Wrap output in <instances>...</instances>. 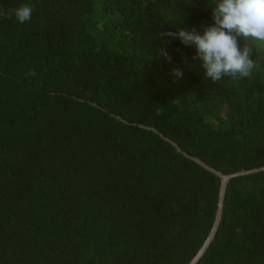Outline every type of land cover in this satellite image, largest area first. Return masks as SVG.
<instances>
[{
  "label": "trees",
  "instance_id": "1",
  "mask_svg": "<svg viewBox=\"0 0 264 264\" xmlns=\"http://www.w3.org/2000/svg\"><path fill=\"white\" fill-rule=\"evenodd\" d=\"M215 2L0 0L33 5L0 17V264L197 255L221 180L183 153L224 175L264 167V42L243 41L249 77L212 82L195 45L160 38L202 34ZM195 264H264V170L228 182Z\"/></svg>",
  "mask_w": 264,
  "mask_h": 264
},
{
  "label": "clouds",
  "instance_id": "2",
  "mask_svg": "<svg viewBox=\"0 0 264 264\" xmlns=\"http://www.w3.org/2000/svg\"><path fill=\"white\" fill-rule=\"evenodd\" d=\"M32 11L30 3L21 4L0 10V17H14L23 24L31 19ZM211 20V25H201L202 34L193 28L190 32L163 31L160 38H167V42L179 39L185 46L195 45L197 51L193 59L199 58L203 62L200 67L204 76L212 82L226 76L233 80L249 77L255 67L253 49L243 41L264 42V0H216ZM159 53L170 59L162 49ZM173 75L180 78L183 72L177 68Z\"/></svg>",
  "mask_w": 264,
  "mask_h": 264
},
{
  "label": "water",
  "instance_id": "3",
  "mask_svg": "<svg viewBox=\"0 0 264 264\" xmlns=\"http://www.w3.org/2000/svg\"><path fill=\"white\" fill-rule=\"evenodd\" d=\"M153 132H154V130H153ZM164 140H166V139H164ZM170 143H172V142H170ZM175 147H176V149L179 152H181L180 149L177 146H175ZM183 154L186 157L190 158L195 163H197L198 165L202 166L207 171H209L212 174H214L217 177H219L220 180H221L220 191H219V195H218V203H217L216 215H215V221H214L213 227L211 229V232H210L207 240L204 242L203 246L201 247V249L199 250V252L197 253V255L189 263V264H195V263H197V261L199 260V258L204 254V252L207 250L209 244L211 243L212 239L215 236V232H216V230L218 228V225L220 223L221 216H222L223 201H224L225 192H226V188H227L228 182L231 179H233V178H237V177H240V176H245V175L253 174V173H256V172H260V171L264 170V167L263 168H260V169H255V170H250V171H240V172H237V173H234V174L224 175L221 172H219V171H217V170L209 167L208 165H206L203 161L199 160L198 158L190 157V156H188L185 153H183Z\"/></svg>",
  "mask_w": 264,
  "mask_h": 264
}]
</instances>
